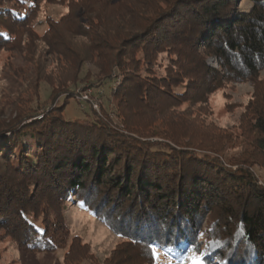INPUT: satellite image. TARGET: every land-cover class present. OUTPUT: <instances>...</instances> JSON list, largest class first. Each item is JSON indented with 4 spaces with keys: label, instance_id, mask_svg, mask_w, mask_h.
Wrapping results in <instances>:
<instances>
[{
    "label": "trees",
    "instance_id": "1",
    "mask_svg": "<svg viewBox=\"0 0 264 264\" xmlns=\"http://www.w3.org/2000/svg\"><path fill=\"white\" fill-rule=\"evenodd\" d=\"M64 1L0 0V50L14 48L26 33L33 36L31 23L41 4ZM128 1L68 0L67 12L57 22L48 21L41 37L34 36L51 47L59 44L53 53L65 58L72 52L69 43L53 35L57 27L87 38L90 56L107 63L103 72L122 73L112 96L120 97V105H131L123 115L116 113L125 134L99 117L67 119L66 98L39 119L35 111L0 122V229L36 253L64 249L63 211L76 200L121 240L105 264H151L150 245L182 256L194 247L204 220L205 264H264V186L248 170L249 163L228 159L227 149L206 136L195 138L185 116L175 118L184 120L182 126L168 128L166 103L159 104L204 103L229 83H252L243 135L250 137L252 153L264 160V82L259 77L264 0H130L141 22L123 24L115 36L106 37L102 16L129 6ZM244 2L250 6L241 8ZM51 37L57 40L48 42ZM133 49L140 51L139 62L126 57ZM207 58L217 69L205 64ZM129 109L148 111L147 125L133 124ZM152 117L161 124L151 127ZM45 196L49 203L42 202ZM39 213L44 218L37 223ZM70 241L65 263L87 247L77 236Z\"/></svg>",
    "mask_w": 264,
    "mask_h": 264
},
{
    "label": "rangeland",
    "instance_id": "2",
    "mask_svg": "<svg viewBox=\"0 0 264 264\" xmlns=\"http://www.w3.org/2000/svg\"><path fill=\"white\" fill-rule=\"evenodd\" d=\"M67 1L60 4H41L31 23L33 36L30 32L26 33L14 48L0 50V122L18 121L15 119L18 116L25 118L26 115L35 111L40 114L59 106L66 98L69 100L64 111L67 119L85 117V119H92V116H95L101 118L110 128L121 132L123 131L122 119L117 117L116 113L121 112L123 115L131 103L127 102L126 106L120 105V97L114 98L111 93L121 82L122 73L116 70L115 73L111 71L107 75V72H103V68L107 65L106 61L97 59L95 54L90 56L88 39L84 36H71L66 26L57 27L53 35L58 34L56 35L58 42L69 43L72 55L67 58L53 53L55 50H60L57 48L59 44L51 47L46 41L34 38V36L41 37L47 31L48 21L57 22L67 12ZM152 2L155 1L152 0ZM128 5L131 7L130 10H127L129 6L122 4L117 11L107 10L102 16L105 17L102 32L106 34V37L115 36L117 29L123 24L137 27V24L141 22L140 11L136 4L131 1ZM249 6L248 2H244L241 8ZM98 8L102 7L98 6ZM130 11L137 12L132 15ZM54 39L57 40L51 37L47 41L54 42ZM131 52L126 54V57L129 58L130 55V60L134 58L139 62L140 51L133 49ZM155 62L158 63L159 60L153 63ZM205 64L217 69L216 62L212 58H207ZM128 67L130 70L134 69L131 65ZM259 77L264 82V71L260 72ZM253 89L252 83L248 81L233 82L214 91L204 103L171 104L159 101V104L166 103L162 105L166 107L164 122L170 121L168 128H178L182 126V121L188 120L187 123H191L188 125L196 133L195 138L200 139L202 135L206 136L207 141L210 140L215 145L227 149L225 156L233 162L239 163L246 159L250 165L247 166L248 170L256 176L259 185L264 186V168L260 167L264 160L252 153L248 146L250 137L243 135L245 132L243 111L252 96ZM129 111L133 124L147 125L145 119H149L148 111L143 109L134 111L129 109ZM168 114L170 119H167ZM40 116L41 114L37 119ZM182 116L186 119H175ZM158 118L150 119L151 127L156 126L153 123L161 124ZM195 123L200 126L199 130L195 129ZM7 137L10 138V135ZM224 167L227 166L224 165ZM227 168L236 169L235 166ZM50 201L49 196H45L42 200L44 204ZM53 207L50 204V209L54 210ZM64 208L63 219L68 232V242L64 249H58L52 253H36L24 248L18 243V239L0 229V264H105V259L121 240L100 221L94 219L91 213L76 200H71ZM43 218V213L36 215L37 223H40ZM207 228L208 222L204 220L195 245L192 247L197 254L206 253ZM74 236L79 237L81 243L87 247L85 251L73 253L69 261L65 263L64 256L69 250L70 239ZM157 252L159 257L153 258L151 264H190L189 261L182 259L188 254V249L182 256L158 249Z\"/></svg>",
    "mask_w": 264,
    "mask_h": 264
},
{
    "label": "snow or ice",
    "instance_id": "3",
    "mask_svg": "<svg viewBox=\"0 0 264 264\" xmlns=\"http://www.w3.org/2000/svg\"><path fill=\"white\" fill-rule=\"evenodd\" d=\"M150 248H151V254H152L153 258L158 259L159 253L157 252L156 247L154 245H150ZM171 251H172L171 248L167 249V252L170 253ZM203 256H204L203 252H200L199 254H197L192 248H189L188 254L184 255L182 257V259L189 261L190 264H205V262L203 260Z\"/></svg>",
    "mask_w": 264,
    "mask_h": 264
}]
</instances>
